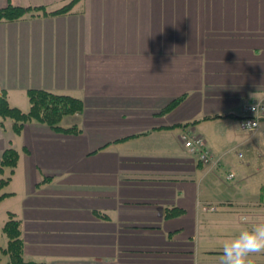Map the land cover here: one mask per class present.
I'll return each mask as SVG.
<instances>
[{"label": "crops", "instance_id": "obj_1", "mask_svg": "<svg viewBox=\"0 0 264 264\" xmlns=\"http://www.w3.org/2000/svg\"><path fill=\"white\" fill-rule=\"evenodd\" d=\"M29 88L78 97L83 111L61 120L76 133L10 122L0 140V156L18 153L1 175L0 228L9 211L20 220L25 260L220 264L223 241L264 220V119L238 126L243 102L264 96V0H78L0 21V90L26 111Z\"/></svg>", "mask_w": 264, "mask_h": 264}, {"label": "trees", "instance_id": "obj_2", "mask_svg": "<svg viewBox=\"0 0 264 264\" xmlns=\"http://www.w3.org/2000/svg\"><path fill=\"white\" fill-rule=\"evenodd\" d=\"M77 1L78 0H69L54 10H47L44 5L21 6L8 3L6 6L0 7V21L17 20L27 16L32 17L66 13L72 9ZM27 98L29 108L24 111L16 106L10 105L6 91L0 90V116L3 119H12V129L15 133L20 132L23 125L31 121L44 123L61 132L76 133L79 131V128L74 124L68 127L61 126V120L65 116L81 113L83 111V102L80 98L41 88L27 89ZM181 99L182 97L177 98L164 110L172 109ZM207 118L209 117H204V119ZM196 121L198 120H194L193 122ZM17 159L18 153L14 148H6L2 152L0 156V187L4 186L9 179V177L3 178L1 176L4 167H10L11 171H13ZM6 195H8V193H0V200ZM178 212H180V210L176 207L166 208L165 216L174 215ZM1 229L7 238V243L4 247L0 246V253L8 257L9 264H47L45 262L25 260L23 256L20 220L13 212L9 211L7 213V219Z\"/></svg>", "mask_w": 264, "mask_h": 264}, {"label": "clouds", "instance_id": "obj_3", "mask_svg": "<svg viewBox=\"0 0 264 264\" xmlns=\"http://www.w3.org/2000/svg\"><path fill=\"white\" fill-rule=\"evenodd\" d=\"M264 254V220L244 227L222 244L220 264H253L252 256Z\"/></svg>", "mask_w": 264, "mask_h": 264}, {"label": "built area", "instance_id": "obj_4", "mask_svg": "<svg viewBox=\"0 0 264 264\" xmlns=\"http://www.w3.org/2000/svg\"><path fill=\"white\" fill-rule=\"evenodd\" d=\"M242 110L244 116L238 122L239 129L243 131L257 130L261 120L264 119V96L259 99L245 100L242 104ZM180 138L184 146L196 154L198 160L204 163L213 160V156L201 135L185 131L180 135ZM232 175V173L228 174L229 177Z\"/></svg>", "mask_w": 264, "mask_h": 264}, {"label": "rangeland", "instance_id": "obj_5", "mask_svg": "<svg viewBox=\"0 0 264 264\" xmlns=\"http://www.w3.org/2000/svg\"><path fill=\"white\" fill-rule=\"evenodd\" d=\"M2 122V123H1ZM10 122H12V119L11 118H6V119H3L1 116H0V140L4 139L5 137H8L9 134L11 133V129H10ZM0 225H1V221H2V217L3 216V211H0ZM0 243H3V240L5 239V235L3 234L2 232V229L0 228ZM0 256H1V253H0ZM1 264H9L8 262V257L4 254L3 256L1 257Z\"/></svg>", "mask_w": 264, "mask_h": 264}]
</instances>
